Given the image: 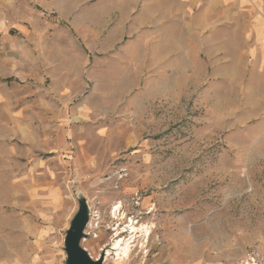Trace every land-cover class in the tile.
<instances>
[{"label": "rangeland", "instance_id": "1", "mask_svg": "<svg viewBox=\"0 0 264 264\" xmlns=\"http://www.w3.org/2000/svg\"><path fill=\"white\" fill-rule=\"evenodd\" d=\"M172 1L0 0V264H65L80 195L94 258L151 229L104 264H264V74Z\"/></svg>", "mask_w": 264, "mask_h": 264}, {"label": "crops", "instance_id": "2", "mask_svg": "<svg viewBox=\"0 0 264 264\" xmlns=\"http://www.w3.org/2000/svg\"><path fill=\"white\" fill-rule=\"evenodd\" d=\"M164 11L190 18L184 27L196 34V47L205 49L212 64L251 55L264 74V0H173Z\"/></svg>", "mask_w": 264, "mask_h": 264}, {"label": "water", "instance_id": "3", "mask_svg": "<svg viewBox=\"0 0 264 264\" xmlns=\"http://www.w3.org/2000/svg\"><path fill=\"white\" fill-rule=\"evenodd\" d=\"M90 216V204L83 195H80L78 211L71 220L64 240V250L66 252L65 264H104L105 252H102L99 257L94 258L82 243L88 236L86 228L88 227Z\"/></svg>", "mask_w": 264, "mask_h": 264}, {"label": "bare ground", "instance_id": "4", "mask_svg": "<svg viewBox=\"0 0 264 264\" xmlns=\"http://www.w3.org/2000/svg\"><path fill=\"white\" fill-rule=\"evenodd\" d=\"M118 209H120V205L115 207V213H117ZM126 231H129L131 233V236L129 238L121 235V233ZM139 231L142 233L141 235H143L145 239H149V235L151 234L150 227H140L137 226L135 222L128 224L126 227L122 228L121 231L116 230V234L113 236L112 242L110 244V249H108V251L106 249L102 251L105 252V259L113 254V252L117 257V260L129 257L132 251L133 242L135 241V238ZM142 245H144V243Z\"/></svg>", "mask_w": 264, "mask_h": 264}]
</instances>
